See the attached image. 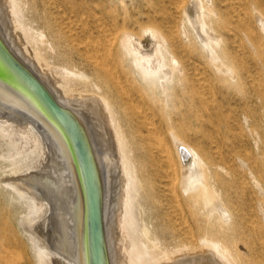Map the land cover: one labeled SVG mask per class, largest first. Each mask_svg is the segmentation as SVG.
<instances>
[{
    "label": "bare ground",
    "instance_id": "6f19581e",
    "mask_svg": "<svg viewBox=\"0 0 264 264\" xmlns=\"http://www.w3.org/2000/svg\"><path fill=\"white\" fill-rule=\"evenodd\" d=\"M65 1L47 35L20 21L21 0H5L0 31L58 104L84 115L113 264H177L197 246L221 264H264V0ZM7 130L14 153L37 142L31 154L46 151L54 170L9 184L44 208L41 235L51 217L59 231L54 248L36 247L40 264H80L78 184L59 126L2 91ZM6 225L0 264H31Z\"/></svg>",
    "mask_w": 264,
    "mask_h": 264
},
{
    "label": "water",
    "instance_id": "95a60500",
    "mask_svg": "<svg viewBox=\"0 0 264 264\" xmlns=\"http://www.w3.org/2000/svg\"><path fill=\"white\" fill-rule=\"evenodd\" d=\"M20 99L59 126L78 184L80 264H113L108 243L95 144L83 113L67 111L46 90L0 31V92ZM177 264H221L197 246Z\"/></svg>",
    "mask_w": 264,
    "mask_h": 264
},
{
    "label": "rangeland",
    "instance_id": "374dc122",
    "mask_svg": "<svg viewBox=\"0 0 264 264\" xmlns=\"http://www.w3.org/2000/svg\"><path fill=\"white\" fill-rule=\"evenodd\" d=\"M4 1L0 0V6H2V4L5 3ZM18 1L20 3V0ZM74 1L76 2V0H69V2H74ZM66 3L68 2L65 0H57V1L51 0V2H49V0H21V3L19 4V8H20L19 10L22 13V14L21 13L19 14L21 16L20 21L23 22V25L25 27L26 26L30 27L29 25L31 26L33 25V28L35 29H38V30L43 29L42 31H44V33L48 31L47 32L48 34L45 33L47 35L55 34L56 29L58 27V23L56 20L58 16L56 13L62 12L63 10H65ZM53 4L55 5L54 7H53ZM4 6L5 8L7 7L6 4ZM3 14H4L3 15L4 22L2 23V26H3V29L5 30V33L7 34V31H9V29L13 30L12 29L13 21H10L11 19H8L6 13H3ZM21 34L23 36L25 32L21 31ZM25 40H26V44L30 42V39L27 40V38H25ZM33 46L34 44L33 42H31L29 45V48ZM40 46L38 48L40 51L42 50L41 52H42L43 58L47 59L50 62H58L60 64L62 63V61L61 62L57 61V55L59 54V52H61L60 50L55 49V51L52 52V50H49L47 46H42V47ZM40 48H43V49H40ZM43 50L45 51L43 52ZM50 54H52V56L53 54H55L54 55L55 57L54 56L52 57ZM71 66L74 67L75 69L76 68L79 69L78 65L76 66L71 65ZM77 86H78L77 82L71 85L72 88L73 87L76 88ZM12 135H13V131H9V130L4 131L2 136L0 135V211H1L0 212V222L6 221L7 225L5 228V234L8 237H12V236L16 237V239L23 246V252L25 254V257H27V260H29L31 264H40V262L42 263V261L39 260L40 258L37 252V248L39 247V245L40 246L48 245L50 248L51 247L54 248V246H56L55 240L59 237L58 236L59 231L57 229V226H55V222L52 220L53 217H51L49 221L50 223L48 222L46 228L43 231L45 235L43 233L41 235V226L36 224V220L38 218V215L40 216L41 215L40 213H43L44 208H37L36 206L33 207L32 197L30 199L29 195L27 194H24L23 196L22 194L23 192L21 193V191L19 192L16 191L15 188H13V186L9 184L16 182L19 179V177H23L27 175H34V173L42 175V173L45 174V173L53 172L54 170H52L53 166L50 163L49 155H47L46 151L39 150L37 151L36 154L34 153V156L31 154L33 150L37 149L38 147L37 142H34L33 144L31 143L32 145L28 142H23L21 144V148H19L18 150V153H14L12 147L18 146L19 141L16 140V138H12ZM29 154L32 158H28ZM107 155H109L111 159V164H112L111 168H114L115 162H113V159H114L113 154L109 153V150H108ZM116 192H117L116 185H112L111 193L109 196L110 203H111V208H110L111 211L112 210L114 211L117 207L116 206L117 205V198H116L117 193ZM34 194H35V191H34ZM139 199H140L139 203H143L141 202L143 201L142 198L140 197ZM55 209H56V206L55 204H53V208L50 210V213H49L51 214V216L54 215L53 212H55ZM133 212L135 213L134 215L136 219L138 220L139 226L143 218L146 220L147 224L149 225L148 221L151 220V215L149 214V212L146 211V208L144 212L143 210H141L139 206H137V208L134 207ZM140 213H141V216H140ZM42 217L43 216H40L39 218L40 221ZM140 217L142 219H140ZM33 222L35 224H31ZM32 238H35L33 239L34 241L32 240ZM40 239H41V242H40ZM38 242H40V244ZM171 246H174V243L171 244L170 247ZM131 250H130V253L133 251ZM47 255L49 256V254ZM34 256H35V259H34ZM36 261L38 263H36ZM51 264H54V263H51Z\"/></svg>",
    "mask_w": 264,
    "mask_h": 264
}]
</instances>
